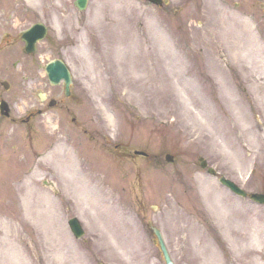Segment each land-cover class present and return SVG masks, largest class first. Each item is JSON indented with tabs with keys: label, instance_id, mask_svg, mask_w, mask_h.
I'll return each instance as SVG.
<instances>
[{
	"label": "rangeland",
	"instance_id": "374dc122",
	"mask_svg": "<svg viewBox=\"0 0 264 264\" xmlns=\"http://www.w3.org/2000/svg\"><path fill=\"white\" fill-rule=\"evenodd\" d=\"M73 1L0 0V55L9 58L7 66L17 59L23 67L0 73V82L9 83L0 92L15 116L43 109L34 133L24 136L8 121L0 128V264H164L144 232L149 219L160 222L176 264H239L237 233L244 231L260 234L255 252L264 262V206L233 195L198 163L202 156L243 189L264 192V102L256 96L264 100V68L256 66L255 0H170L162 7L109 0L105 12L115 23L96 11L99 0H88L82 11ZM36 21L48 25V36L28 57L10 36ZM90 22L97 28L81 34ZM212 29L225 48L212 42ZM227 30L240 34L238 41ZM238 42L242 48L235 50ZM56 57L72 72L68 97L44 72ZM38 91L51 92L59 105L42 104ZM248 120L259 127L256 134L240 130ZM60 143L81 162L75 171L99 186L90 197L84 183L91 181H71L88 191L79 203L54 158L24 187V173ZM141 146L149 158L127 155ZM136 181H160V194L142 192L139 205L128 196ZM74 215L85 228L81 239L67 227Z\"/></svg>",
	"mask_w": 264,
	"mask_h": 264
},
{
	"label": "bare ground",
	"instance_id": "6f19581e",
	"mask_svg": "<svg viewBox=\"0 0 264 264\" xmlns=\"http://www.w3.org/2000/svg\"><path fill=\"white\" fill-rule=\"evenodd\" d=\"M99 1H100L99 8L96 11L99 14L103 13V18H102L103 21L115 23L113 20V17H112V12L111 11L105 12V9H107V10L109 9L108 8V5L110 3V2H108L109 0H99ZM101 26H102V24H101ZM104 26L105 25H103L102 27H104ZM236 27H237V25H236ZM240 27H242V26H238L237 28H240ZM96 28L97 27L92 22H90L88 24H85L82 28H80V31L82 34L84 32H89V31L96 29ZM213 31L214 30L212 29L211 30L212 34H210L212 36V38H211L212 42L218 46H221L222 48H225V44L220 41L219 35L214 34ZM243 31H244V29L241 28V32H243ZM224 35L228 38L237 39V41H238V37L240 34H238L237 32H234V31L227 30ZM81 46H86V45L82 43ZM233 46L235 47V50L237 49V47L242 48V46H241V44H239V42H238V45H237V43H234ZM230 47H231V45H230ZM227 73H229V72L224 71L223 75L226 76ZM255 88H257V86H255ZM256 96H257V103L258 104H260L261 102H264V100L262 98L261 99L259 98L258 94H256ZM225 101L233 102L232 98L225 99ZM256 121H257V119H256ZM250 123L251 122H249V120L247 121V123H245V122L241 123V125L239 126L240 130L241 131L250 130V132L256 134L257 133L256 131H259V127L255 126L253 123L252 124H250ZM261 124H263L261 120L259 122L257 121L258 126ZM236 128H234L235 131H236ZM243 128H244V130H243ZM254 128H258V129L254 130ZM231 130H232V128H231ZM226 132L229 133V131H226ZM228 137L230 138V135H228ZM63 143H60L51 153H48L45 157H43L42 159H39L37 161L36 167L38 169H43L42 166L44 165L46 168L47 165L44 163V161H46V158H54L55 160H57V162L65 169L64 171H67V175L65 176V178L63 177V179L64 180L67 179L66 181L70 182V184L73 187V192L76 196V200H77L76 203H79L88 197V191L80 183L77 184V183L71 182V181H91L90 186L88 185V183H84V185H86L87 187H90V189H91V193H90L91 195L90 196L97 193V188L99 186L93 182V181H95V179L92 175H89L87 172L83 173L82 171H78V172L75 171V167L78 165V163H77L75 158L67 156L68 152H66V150H63L64 146L60 147L61 145H64ZM38 174H40V171L34 170L30 175L27 176L25 184H24V187H26V189H28L30 187L31 180ZM52 201L53 200L51 198H48V202L52 203ZM86 201H90V200H86ZM237 238L239 239L238 242L240 243V245H242V247H241L242 250L239 253V255L237 256V260H238L239 264H263L264 263V262H260L258 257H256V252H255L256 245L259 246V244H258L259 243L258 241H260V234L259 233H257V234L252 233L251 234V233H248L247 231H244L242 233H237Z\"/></svg>",
	"mask_w": 264,
	"mask_h": 264
},
{
	"label": "water",
	"instance_id": "95a60500",
	"mask_svg": "<svg viewBox=\"0 0 264 264\" xmlns=\"http://www.w3.org/2000/svg\"><path fill=\"white\" fill-rule=\"evenodd\" d=\"M153 2L156 3H161V0H151ZM86 3V0H76L75 4L80 8H84ZM45 34V29L42 25L40 24H35L33 25L30 29L26 30L23 32L22 34V38L25 41L26 45H25V50L26 52H31L35 50V42L42 38ZM46 73L50 79V82L53 84H57L59 83V81L61 79H64V83H65V91L66 93H68V85L70 82V75L69 72L67 70V68L65 67V65L63 64L62 61L60 60H54L51 63L46 65ZM168 159H172L171 157H168ZM202 165L204 166V162H202ZM210 172H212V169H209ZM220 181L225 184L226 186H228L231 190H233L235 193L240 194L242 196H245L246 193L244 191H242L240 188H238L232 181L225 179L224 177L220 178ZM250 198L255 200L258 203H264V194H250ZM71 230L73 231V233L75 234V236H80L82 234V230L81 227L77 221V219L72 218L68 221ZM157 233V232H156ZM158 238H159V243H160V249L162 251L164 260L166 262V264H173V262L171 261L168 252L164 246V243L162 241L161 236L157 233Z\"/></svg>",
	"mask_w": 264,
	"mask_h": 264
},
{
	"label": "flooded vegetation",
	"instance_id": "af4514ba",
	"mask_svg": "<svg viewBox=\"0 0 264 264\" xmlns=\"http://www.w3.org/2000/svg\"><path fill=\"white\" fill-rule=\"evenodd\" d=\"M254 5H255V7H254L255 33H256V38L258 40V47H259V51L257 54L256 61H257L258 67H264V0H255ZM50 95H51V93L47 94L46 100L51 98V97H49ZM34 109L31 110L29 117H27V118L21 117L20 119L25 120L30 124L33 121V119L35 118L34 113H40L41 112L40 109H37V110H34ZM9 110H10V113H13L12 106L9 107ZM1 119H5V116L0 115V121H1ZM10 119L14 120L12 118H10ZM73 120H74V118H73Z\"/></svg>",
	"mask_w": 264,
	"mask_h": 264
}]
</instances>
